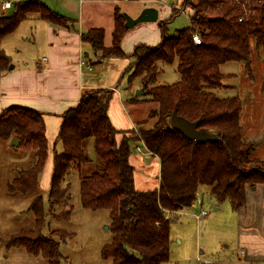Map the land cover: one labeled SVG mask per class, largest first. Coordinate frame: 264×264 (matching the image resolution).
Returning <instances> with one entry per match:
<instances>
[{
    "label": "trees",
    "instance_id": "16d2710c",
    "mask_svg": "<svg viewBox=\"0 0 264 264\" xmlns=\"http://www.w3.org/2000/svg\"><path fill=\"white\" fill-rule=\"evenodd\" d=\"M13 6V14L0 13V46L2 39L32 12L54 24H69L66 16L42 0H18ZM186 7L191 9L187 27L176 35H167L163 30L157 45L139 43L130 55L121 46L129 28L125 26V12L118 7L114 10L110 45H105L103 27H92L82 34V40L101 55L99 60L133 57L129 67L133 69L132 75L141 77L143 87L149 86L145 92L156 104L150 110V116L156 120L150 128L141 129L140 136L160 159L159 187L138 190L135 186L130 143L140 137L121 132L123 136L118 140L120 130L108 115L113 90L84 91L77 105L61 115L54 142L49 207H45L43 195L36 194L30 203L34 227L12 234L3 241L6 247L24 248L32 255L46 258L48 264H64L60 243L66 238L65 231L53 229L45 235L46 216L56 204L68 202L69 185H63L64 179L70 171H80L91 160L85 147L92 139L102 169L81 177V201L92 210L109 209L113 240L103 249V255L112 258L113 264L167 262L171 247L168 211L191 206L200 185L210 186V194L217 202L229 199L233 209L239 210L246 203L247 185L264 184V158L252 155L255 144L243 134L242 99L219 97L214 91L223 86L220 69L223 63L241 61L250 70L252 44L258 50L264 48V0H184L180 9L173 8V13L178 14ZM193 33L200 35L201 43L194 42ZM175 58L179 61L180 79L173 84H155L160 63ZM8 63V56L0 50V75ZM174 110L190 121L199 119L200 127L218 138L205 142L187 138L171 127ZM14 137L19 139V146L33 154L34 161L18 171L8 182V189L32 193L39 189L49 155L43 113L21 104L4 108L0 113V138ZM59 142L61 150L56 149Z\"/></svg>",
    "mask_w": 264,
    "mask_h": 264
},
{
    "label": "rangeland",
    "instance_id": "374dc122",
    "mask_svg": "<svg viewBox=\"0 0 264 264\" xmlns=\"http://www.w3.org/2000/svg\"><path fill=\"white\" fill-rule=\"evenodd\" d=\"M183 1L156 0L147 3L158 10V19L136 24L129 28L126 36L133 33V37H137V43L157 45L161 41L163 30L167 35H176L178 30L190 24L189 7L178 14L173 13V8L180 9ZM54 6L52 8H55ZM96 9L93 11L92 7H86L88 12L93 11L104 17L105 10L99 6ZM14 12V6L6 11L0 8V13L5 15ZM45 23L37 13L32 12L13 32L3 38L0 50L9 58L6 74L18 73L17 70L24 67V63L28 61L30 64L43 63L46 56L43 46L46 43ZM103 23L108 24L107 20ZM107 26L103 25L106 30ZM154 36H157L158 40L152 43L149 37ZM125 51L128 54L133 51V46L129 45V42ZM97 56L92 53L87 58L94 69L90 72L87 69L85 71H88L89 75L101 78V82H111L116 87V91H113L109 98L108 108L113 112V125L120 130L117 137L122 138L121 132L131 136L138 132L140 134L141 129L150 128L156 120L150 116V110L156 104L150 100L151 95L145 92L149 86L143 87L141 77L132 75L133 69L129 67L134 58L131 56L107 58L100 62L101 55ZM178 62V58H175L171 62L160 63V72L156 76L155 84L177 82L181 77ZM220 69L223 74V86L214 91L219 97L239 96L242 99L243 134L255 144L252 155L264 158V48L258 50L252 44L250 70L245 67L244 62L236 60L226 61ZM3 74L0 78L4 76ZM91 90L93 89L85 91ZM12 139L0 138V261L1 264H48L47 259L41 255H32L24 248H8L3 242L22 229L34 227L35 215L30 209V203L36 194L41 193L45 207H49V191L44 188L42 180L39 189L32 193L23 194L8 189V182L18 174V171L28 168L34 161L33 154L19 146L20 142L18 145H12ZM92 141L93 139L89 140L85 147L91 160L80 171H70L64 179L63 185H69L68 202L56 204L46 216V227L43 231L45 235L50 234L53 229L65 231L66 238L60 243L64 264H113L112 258L103 255V249L113 240V233L109 228L111 221L109 209L92 210L84 207L81 201V177L102 169V162L93 150ZM130 145L137 185H141L143 188L141 190L155 189L160 176L158 159L154 155L140 157L137 154L136 145L142 147L141 140L133 139ZM56 149L61 148L58 145ZM147 156L151 158L150 161L147 160ZM53 158V155H50L49 161L52 162ZM49 161L47 158L45 166ZM252 187L253 185H247L246 203L239 210L233 209L229 199L217 202L210 194V186L202 184L198 188L197 199L191 206L168 211L171 219V247L170 258L164 264H242L241 260L247 256V248L242 243V233L246 232L241 224H248L256 213L260 217V211H264L262 197L264 192L262 195L258 191L249 192ZM202 209L207 215L197 218L195 214ZM55 237L59 239V236Z\"/></svg>",
    "mask_w": 264,
    "mask_h": 264
},
{
    "label": "crops",
    "instance_id": "0c3cea01",
    "mask_svg": "<svg viewBox=\"0 0 264 264\" xmlns=\"http://www.w3.org/2000/svg\"><path fill=\"white\" fill-rule=\"evenodd\" d=\"M42 1L45 4L48 3L51 5L50 7L47 4L50 8L55 5V8L52 9L66 16L69 19V24L67 26L58 25L41 18L46 22L44 27L46 43L43 45L46 56H44L43 63L35 62V64H30L28 61L24 63V67L17 70L18 73L6 74V72H8L7 69L4 71L5 73L3 72L4 74L2 73L4 76L2 75L3 77L0 78V113L11 104L30 105V107H34L41 111L46 123V135L49 141V161L50 155H53L54 152V142L57 138L62 121L61 115L67 109L77 105L83 92L86 89L94 88H108L113 89L114 92L116 91V87L113 83L101 82V78L89 75V72L94 69L91 61V69L80 64L82 58H85L89 64L87 58H89L92 53L97 56L91 45L82 40L83 32L92 27H103V25H108V30L103 27L105 30L104 42L105 45H110L112 43V34L115 26L114 10L116 7L136 17L145 7H152L151 4L147 3L156 0ZM100 4H103V6ZM98 6L105 10L104 17H102L101 14L93 12L97 10L96 8ZM86 7H92L93 11L88 12ZM105 20H107L108 24L103 23ZM129 30L130 29H128L121 40V46L124 50L128 42L129 45L133 46V50L137 44L142 43H137V37H133V33H129L126 36ZM149 39L154 43L158 40V37H149ZM34 43L36 44L37 40H35ZM99 61L102 62V60ZM85 69L89 72L85 71ZM108 115L113 123V112L109 108ZM118 140H121V137H119ZM92 143L94 146V141H92ZM58 145L62 149V144L57 143L56 147ZM151 155H154L156 159H158L160 168V159L158 155ZM146 158L148 161L151 160L149 156ZM130 162L134 164L132 153ZM53 166V161H49L40 179V183L42 180L44 188L48 191ZM159 183L160 178L156 188L159 187ZM135 186L138 190L143 189L140 187L141 185H137L136 178ZM253 191H258L262 195L264 192V185H257L255 189L252 188L249 190V192ZM262 197L264 196L262 195ZM262 213H264V211H260V217L258 213H256L248 224H241L246 232L242 233V243L247 248V256L243 261L241 260L242 264L256 262L264 263V215H262ZM247 228H249V231H247Z\"/></svg>",
    "mask_w": 264,
    "mask_h": 264
},
{
    "label": "water",
    "instance_id": "95a60500",
    "mask_svg": "<svg viewBox=\"0 0 264 264\" xmlns=\"http://www.w3.org/2000/svg\"><path fill=\"white\" fill-rule=\"evenodd\" d=\"M125 26L132 28L140 22H150L158 19V10L153 7H145L138 16L133 17L125 12ZM13 67V65H11ZM170 124L173 129H177L183 133L187 138L197 141L205 142L208 140H216L218 136L205 127H200V120L190 121L185 117L179 115L176 110L173 111L170 119ZM12 145H18L19 139L13 138ZM253 189L256 186L252 187Z\"/></svg>",
    "mask_w": 264,
    "mask_h": 264
},
{
    "label": "built area",
    "instance_id": "2783aa9c",
    "mask_svg": "<svg viewBox=\"0 0 264 264\" xmlns=\"http://www.w3.org/2000/svg\"><path fill=\"white\" fill-rule=\"evenodd\" d=\"M16 1V0H15ZM15 1H12V0H2L1 4H0V8L4 11H6L7 9L11 8ZM243 16L239 18V20H242ZM192 38L194 40L195 43H201V37L198 33H193L192 34ZM80 64L81 65H85L87 66L88 68L91 69V65L87 63L86 59L85 58H82L81 61H80ZM137 135L140 137L139 140H141V144H142V147L140 145H136V151H137V154L143 156V155H151L152 154V151L148 149V147L146 146L143 138L140 136L139 132L137 133ZM207 215V212L205 210H201L199 213L195 214V216L197 218H200V217H203V216H206Z\"/></svg>",
    "mask_w": 264,
    "mask_h": 264
}]
</instances>
